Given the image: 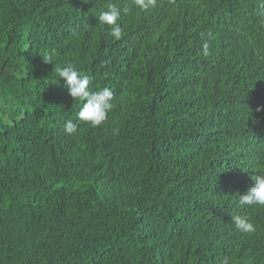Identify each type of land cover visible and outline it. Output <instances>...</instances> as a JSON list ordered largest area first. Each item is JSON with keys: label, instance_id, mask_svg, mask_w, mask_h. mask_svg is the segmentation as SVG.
Segmentation results:
<instances>
[{"label": "trees", "instance_id": "trees-1", "mask_svg": "<svg viewBox=\"0 0 264 264\" xmlns=\"http://www.w3.org/2000/svg\"><path fill=\"white\" fill-rule=\"evenodd\" d=\"M54 65L111 89L103 124ZM257 174L264 0H0V264H264V207L239 204Z\"/></svg>", "mask_w": 264, "mask_h": 264}, {"label": "clouds", "instance_id": "clouds-1", "mask_svg": "<svg viewBox=\"0 0 264 264\" xmlns=\"http://www.w3.org/2000/svg\"><path fill=\"white\" fill-rule=\"evenodd\" d=\"M132 5L142 11L154 9L157 7L158 0H131ZM125 13L129 9L123 10ZM121 19V9L114 4L108 6V10L101 11L98 16V22L101 25L109 26L108 35L115 40L121 39L123 29L119 23ZM201 39L204 40L202 44V54L207 57L210 55L209 41L214 39V34L208 31L206 34L201 33ZM43 61L53 63L51 55L43 58ZM59 79H63L66 83L68 94L75 100L80 99L84 101L82 108H80L77 119L84 122L90 127H98L105 122L109 112L113 109L114 94L109 88H103L95 92L89 91L91 78L87 75H82L72 66L60 67L54 65ZM55 79L52 83H55ZM64 130L67 134L77 132V125L72 120H68L64 124ZM253 186L248 191L239 196V204L241 206H258L264 207V174H257L251 176ZM232 224L235 229L243 234H255L257 231L256 225L250 221L246 216H233ZM223 264H228L227 259Z\"/></svg>", "mask_w": 264, "mask_h": 264}]
</instances>
